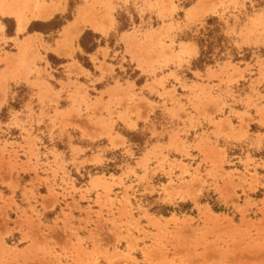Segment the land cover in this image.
Instances as JSON below:
<instances>
[{"label": "rangeland", "instance_id": "374dc122", "mask_svg": "<svg viewBox=\"0 0 264 264\" xmlns=\"http://www.w3.org/2000/svg\"><path fill=\"white\" fill-rule=\"evenodd\" d=\"M0 222V264H264V0H0Z\"/></svg>", "mask_w": 264, "mask_h": 264}, {"label": "crops", "instance_id": "0c3cea01", "mask_svg": "<svg viewBox=\"0 0 264 264\" xmlns=\"http://www.w3.org/2000/svg\"><path fill=\"white\" fill-rule=\"evenodd\" d=\"M6 196L9 197L10 194L9 195H6ZM11 209H12V207H11ZM9 227H10L9 224H7V227H5L4 224H3V222H0V233L5 232L6 230H8ZM16 230L17 229L14 228V229L10 230L9 233H12L13 234L14 231H16ZM20 237H21V234H20Z\"/></svg>", "mask_w": 264, "mask_h": 264}, {"label": "bare ground", "instance_id": "6f19581e", "mask_svg": "<svg viewBox=\"0 0 264 264\" xmlns=\"http://www.w3.org/2000/svg\"><path fill=\"white\" fill-rule=\"evenodd\" d=\"M50 14H51V12L48 11L47 16H49ZM22 28H23V26H22Z\"/></svg>", "mask_w": 264, "mask_h": 264}]
</instances>
